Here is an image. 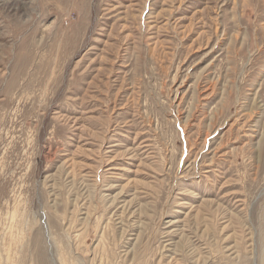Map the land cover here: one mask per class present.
<instances>
[{
	"label": "rangeland",
	"instance_id": "rangeland-1",
	"mask_svg": "<svg viewBox=\"0 0 264 264\" xmlns=\"http://www.w3.org/2000/svg\"><path fill=\"white\" fill-rule=\"evenodd\" d=\"M0 264H264V0H0Z\"/></svg>",
	"mask_w": 264,
	"mask_h": 264
},
{
	"label": "bare ground",
	"instance_id": "bare-ground-1",
	"mask_svg": "<svg viewBox=\"0 0 264 264\" xmlns=\"http://www.w3.org/2000/svg\"><path fill=\"white\" fill-rule=\"evenodd\" d=\"M212 253V252H211Z\"/></svg>",
	"mask_w": 264,
	"mask_h": 264
}]
</instances>
